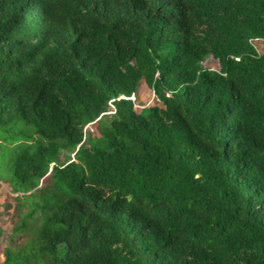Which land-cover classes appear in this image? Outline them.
<instances>
[{"label": "trees", "instance_id": "1", "mask_svg": "<svg viewBox=\"0 0 264 264\" xmlns=\"http://www.w3.org/2000/svg\"><path fill=\"white\" fill-rule=\"evenodd\" d=\"M16 115L0 264H264V0H0Z\"/></svg>", "mask_w": 264, "mask_h": 264}, {"label": "rangeland", "instance_id": "2", "mask_svg": "<svg viewBox=\"0 0 264 264\" xmlns=\"http://www.w3.org/2000/svg\"><path fill=\"white\" fill-rule=\"evenodd\" d=\"M205 65L211 68H219V63L212 57L208 58ZM136 101L139 104V109L147 105H153L159 103L154 91L148 87L145 80L141 81L136 95ZM34 128L27 125L26 122L18 115L14 118L11 124L0 126V171L2 170L4 175H11L9 172L8 161L10 156L4 154L11 145L14 138H18V143L25 145L30 133H33ZM100 131L99 125L93 124L86 128L88 135H98ZM21 145V144H20ZM6 152V151H5ZM50 177H46L42 182V187L50 184ZM10 178L5 179L0 177V227L4 233L0 238V262L5 259L4 249L11 243H20L23 239V234L12 235L13 226L20 220V211L17 206L16 193L13 192ZM13 185V184H12Z\"/></svg>", "mask_w": 264, "mask_h": 264}, {"label": "clouds", "instance_id": "3", "mask_svg": "<svg viewBox=\"0 0 264 264\" xmlns=\"http://www.w3.org/2000/svg\"><path fill=\"white\" fill-rule=\"evenodd\" d=\"M141 84V83H140ZM140 86V85H139ZM139 88V87H138ZM136 97V96H135ZM134 97V99H135V101H136V98ZM137 102V101H136ZM138 104V103H137ZM138 106H139V104H138ZM140 107V106H139ZM90 126V125H89ZM88 127V126H87Z\"/></svg>", "mask_w": 264, "mask_h": 264}]
</instances>
